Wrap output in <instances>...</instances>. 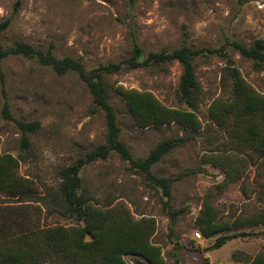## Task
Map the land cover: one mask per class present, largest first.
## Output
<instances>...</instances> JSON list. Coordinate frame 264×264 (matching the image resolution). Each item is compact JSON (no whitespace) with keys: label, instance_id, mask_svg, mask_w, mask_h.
<instances>
[{"label":"rangeland","instance_id":"374dc122","mask_svg":"<svg viewBox=\"0 0 264 264\" xmlns=\"http://www.w3.org/2000/svg\"><path fill=\"white\" fill-rule=\"evenodd\" d=\"M16 1L0 0V22L11 18L0 35L1 44L8 47L23 41L41 51L50 50L56 58L80 60L87 70L128 58L129 29L134 30L145 55L182 45L218 49L226 41L249 45L264 39V0H137L133 4L130 0H21L13 14ZM226 52L248 84L264 95V69L256 70L230 47ZM194 65L199 87L194 112L200 129L196 132L184 131L178 124L135 128L116 90L149 92L168 108L189 110L179 96L182 70L177 62L106 77L120 140L133 159L145 158L163 140H185L152 168L155 176L175 180L170 204L182 213L172 232L161 191L147 186L113 153L81 171L79 193L101 205L123 204L136 219L154 218L151 240L161 248L165 264L245 263L264 254V225L242 227L235 231L241 237L215 248L218 236L204 239L194 221L205 200L227 221L264 210V158L244 148L232 134V118L225 127L210 119L209 107L215 99H231V82L224 71L227 60L201 57ZM3 72L12 117L37 121L40 129L30 135L29 151L22 152L20 131L1 116L4 96L0 84V153L19 161L18 174L31 183L36 195L20 203L0 193V211H15L19 218L40 226H72L74 221L56 208L52 197L59 190L61 170L104 145V117L94 111L91 95L74 73L57 76L51 68L22 57L5 59ZM126 261L133 264L129 256Z\"/></svg>","mask_w":264,"mask_h":264},{"label":"trees","instance_id":"16d2710c","mask_svg":"<svg viewBox=\"0 0 264 264\" xmlns=\"http://www.w3.org/2000/svg\"><path fill=\"white\" fill-rule=\"evenodd\" d=\"M136 1L129 2L133 4ZM20 6L21 0H17L13 5V14L18 12ZM10 22L11 18L0 22V35ZM128 36L131 45L128 58L90 70L85 69L80 60L56 58L50 50L44 52L23 41H15L8 47L0 43V84L4 96L1 116L20 131L22 152L29 151V137L40 129V124L37 121L23 122L11 115L3 72V62L9 57L34 59L39 65L51 68L57 76L76 74L91 95L94 111L103 115L106 124L104 145L85 153L60 172L61 184L52 199L56 208L72 219L74 224L40 226L24 215L19 218L15 211H0V264H127L128 256L132 258L133 264H165L161 248L151 240L156 229L154 218L142 216L136 219L123 204L101 205L79 193L82 189L81 171L94 162L107 160L113 153L128 163V170L141 176L147 186L161 191L163 207L171 221V232L177 217L182 213V210H174L170 204L171 186L175 180L155 176L152 168L174 148L183 145L185 140H163L145 158L133 159L127 145L120 140L116 112L110 103L111 89L106 82V77L110 75L140 68H163L177 62L182 70L178 92L189 110L168 108L149 92L123 87L116 90L135 128L143 130L178 124L184 131L196 132L200 129L194 112L199 87L194 62L208 56L226 59L228 66L224 71L231 82V99L229 102L215 99L209 107L210 119L216 125L225 127L232 118V134L244 148L264 158V95L248 84L226 52V47H230L241 58L251 61L256 70H263L264 39L254 40L249 45L226 41L218 49H195L182 45L171 51L161 50L145 55L134 30L129 29ZM209 162L214 165L218 163L215 160ZM18 166L19 161L14 156L0 153V193L20 203L30 202L36 195L31 183L18 174ZM258 225H264V210L227 221L220 218L218 209L210 200L202 203L194 221L197 233L204 239L218 236L215 248L241 237V233H236V230ZM232 264H264V254L259 253L245 263Z\"/></svg>","mask_w":264,"mask_h":264},{"label":"built area","instance_id":"2783aa9c","mask_svg":"<svg viewBox=\"0 0 264 264\" xmlns=\"http://www.w3.org/2000/svg\"><path fill=\"white\" fill-rule=\"evenodd\" d=\"M197 237H200L199 234H197Z\"/></svg>","mask_w":264,"mask_h":264}]
</instances>
